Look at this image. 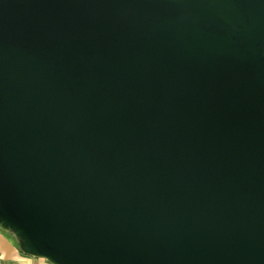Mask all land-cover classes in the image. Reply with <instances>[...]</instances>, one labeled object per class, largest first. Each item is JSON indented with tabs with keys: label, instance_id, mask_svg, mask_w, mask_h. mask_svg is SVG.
<instances>
[{
	"label": "water",
	"instance_id": "water-1",
	"mask_svg": "<svg viewBox=\"0 0 264 264\" xmlns=\"http://www.w3.org/2000/svg\"><path fill=\"white\" fill-rule=\"evenodd\" d=\"M0 227L54 264H264V0H0Z\"/></svg>",
	"mask_w": 264,
	"mask_h": 264
},
{
	"label": "crops",
	"instance_id": "crops-1",
	"mask_svg": "<svg viewBox=\"0 0 264 264\" xmlns=\"http://www.w3.org/2000/svg\"><path fill=\"white\" fill-rule=\"evenodd\" d=\"M0 264H54L45 257L26 253L16 236L0 227Z\"/></svg>",
	"mask_w": 264,
	"mask_h": 264
},
{
	"label": "rangeland",
	"instance_id": "rangeland-1",
	"mask_svg": "<svg viewBox=\"0 0 264 264\" xmlns=\"http://www.w3.org/2000/svg\"><path fill=\"white\" fill-rule=\"evenodd\" d=\"M10 231L16 236L17 240L19 241L20 239H19V237L14 233V231H12V230H10Z\"/></svg>",
	"mask_w": 264,
	"mask_h": 264
}]
</instances>
